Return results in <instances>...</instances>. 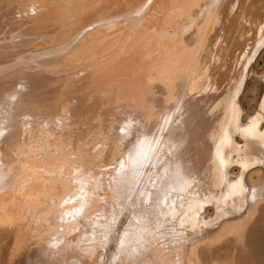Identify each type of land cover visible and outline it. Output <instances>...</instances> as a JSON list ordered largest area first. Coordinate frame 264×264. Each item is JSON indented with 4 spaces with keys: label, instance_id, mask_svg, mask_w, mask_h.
I'll return each mask as SVG.
<instances>
[{
    "label": "bare ground",
    "instance_id": "1",
    "mask_svg": "<svg viewBox=\"0 0 264 264\" xmlns=\"http://www.w3.org/2000/svg\"><path fill=\"white\" fill-rule=\"evenodd\" d=\"M69 1L70 0H68V2ZM95 1L92 0L93 3H95ZM121 1L123 0H119L120 4H117V7L115 8L112 7V10L110 9L112 6L111 4L110 7H108L111 10L109 14L114 13V9L116 8L119 9H116L117 11H120V13L122 12L120 15H124L123 17L118 15L120 21H117L113 15L110 16L114 19L102 21L101 19L104 20L106 17V19H109L110 16L108 14V16L102 17V10H100L101 14L98 18L100 21L96 23L97 29L95 28L96 30L89 34L93 35L97 32L94 35L97 36L99 40L104 38L106 41L111 38L114 39L115 35L118 38L117 40L119 41L114 44L111 43L112 41H107L108 46L110 47L109 52H112V56L117 55L116 58L113 57V61L111 60L113 65L109 62L110 59L108 61V64L113 68L111 69L112 71L106 69L104 66L106 70L103 72L102 70L104 67H101L103 63L99 65L98 63L100 62H96V65H94L95 63L91 65V62L94 61L93 60L90 62L91 64L89 63V66H91V70L88 71L89 73L85 72L79 75L75 74L79 70H75L76 72L74 71L69 74L70 76L74 74L72 77L66 76L61 78L66 79V82L63 80L65 83L62 82V84H59L57 83L59 81H57V79L60 77L56 79L54 73H61L65 70L62 71L60 66L59 68L61 71H57V68V72L53 71L55 67L54 69L28 67V70L36 72L37 75L44 80L45 85L43 88L35 90L34 94H25L21 98L23 104L9 113L8 122H10V124L1 127L2 125L0 123V139L4 136H19L23 125L22 121L34 117L37 107L43 106L49 110L46 114L49 120L52 121L53 124L59 125L61 128L58 131L56 128L51 129L53 124H50L49 128L46 130V135L49 136V134H56V136L62 137L58 139L57 142H46L48 148L45 149L44 146V148L41 147L44 149L43 151H47L48 149L47 152H53L55 150L54 147L59 148L57 153L60 150L61 152L86 150L85 152L83 151V153H85V158H90L92 155L90 150L92 149L91 147L87 149L85 146L86 143L84 144L80 138H95L97 135H100L106 137L108 140H112L111 137L113 136L110 134L111 132L108 133L105 131V126L103 125V121L106 120L107 122L124 121L125 123L123 122V126L128 132H130L129 135L132 137L130 142L128 140L129 153L121 158L118 167L128 162L129 155L133 157V153H137L136 151L138 148H141V145H146V150H151V145L159 142L162 143L160 144L161 147L163 146L168 149L171 146L170 149L172 148L173 150L169 149L170 153L173 151V153L176 152L177 155L172 156V160H169V166L163 173L158 174L155 172H149L148 174V171H145L148 174V177H146L143 182L146 186L142 187L140 193H137L139 195L142 194V196L140 195L141 199L139 198L140 200L136 202V205H133L132 201L135 198L131 199L132 205L135 206V208L134 211L132 209L133 213H131L134 215L133 217L130 216L129 220H127L128 218L125 219L126 217H123L126 214H122L123 209H125L123 208V203H125V196L127 197L128 192H126V189H128L127 187L130 186L131 182L136 185L135 182L138 181H135L136 179L133 176L128 178L129 175H127V177H125V174L115 176L116 181H113L114 183L112 182L114 184V189L116 190V193L114 194L115 212H109V214L111 213V216H108L106 213H101L100 216L103 217L102 219L95 215L94 217L96 218L94 219L92 218L93 215L90 216L89 219H92L91 232L82 231L81 239L77 240L75 243L68 238L66 239V236L73 231L81 229L79 226H81L83 222L79 216L86 208L85 201L82 197L84 195L74 194L73 198L71 197L72 199H70L67 197L62 198L63 195L61 194L59 196H62V200L58 197L57 200H61V202H58V205H56L52 200L55 198H53L51 192L50 199L53 201V206L50 205V200L48 199L50 195L48 194L49 196L46 197V193L50 192V190H48L50 184L48 186L46 184L49 181L54 183V181L49 180L44 184L45 180L43 179L46 177L44 178L45 174L43 175V172L40 174L39 168L41 166L40 164L43 163L45 166L42 167H44L43 170H46L45 173H49L47 172L48 169H54L60 174V171L62 172V170L63 172L71 169H74L75 171L76 166L74 164L76 162L67 158L61 159L56 155L52 159L46 158L47 160L42 161L33 160L37 165H40L38 168L35 163L39 171H37L36 168L34 175L31 177V181L36 187V195H38L37 193H39V190L43 188V185L47 188V190L44 188L42 190L43 192L41 191L42 193H45L44 191L46 190L44 196L45 199L43 197L44 194L40 195V193L39 196L36 197L37 200L42 196L43 201H38L43 202V205H41V203L36 206V203L31 202L35 198V194L30 201L31 203H28L29 205H33L28 208L26 206L25 208L19 207L18 209H15L13 206L2 205L0 207V224H8V226L12 225L11 228H15L18 225V220L24 215H26L25 218L33 215L32 218L34 222V219L36 221L37 217L33 214L35 213L34 211L36 210L38 212L42 207L45 209L48 205L47 210L49 209V212L47 213L46 210L45 213H47V215L42 214L44 216L41 217V219H44H39L42 221V224L45 221V224L41 225L40 228L36 227L37 230L41 229V233L38 232V235L41 234L40 238L43 240V242L39 244L40 250L36 259H34L40 264H45L47 258H50L49 255L51 256L50 253H52V255L54 254L55 251L52 252L51 248L64 250L67 248L72 249L73 246L79 248L84 246V248L82 247L80 250H92V252H90V255H92L94 252L93 249L95 247H100L101 243L106 245L102 241H106V237L108 239L112 236L111 233L113 234L117 230V232H119V230L123 231L124 234L119 239L121 240V242L119 241V246H115L117 253L113 254V264H211L208 262L211 260L212 256L211 258L209 256L207 259V257L205 258L203 255L210 254V249L213 248L212 246L215 245V243L218 241L220 242V240L223 241V238L229 239V237L237 235L240 237V234L244 232L247 223L252 217H256H254V221L264 217V199L257 198L253 193L254 189L260 187V185L264 183V178L261 179L260 183H255V181L252 182L251 178L247 179L246 177L245 187L237 189L236 180L240 177H245L244 166L240 167L239 173H234L232 172L233 170L229 171L233 166L231 165L232 162L237 160L235 157L241 155L240 152L252 151L264 156V94L259 99V110H253L254 112L246 111V107L244 108V104L242 105V93L248 80L251 78V75L257 74V72L254 71L255 68L253 69V66L256 56H259L258 53L264 46V12L258 11V16H255L253 13L248 14L247 10H252V8L250 9L251 5L252 7L256 6L261 8L259 3L262 4L264 0H254V3L252 4H249L250 0H248V4H245L246 0ZM36 2V0L0 1V31H7L14 27L17 23L15 21L17 19L14 15H17L18 17V15L24 10L28 11L27 14L29 18L22 19L21 22L23 25L30 28L29 31L32 33H37L38 31L45 32L49 27H45L44 30L43 26L46 25L48 21L51 22L52 20H55L50 16L46 19V15L44 18L46 21L43 19L44 22L42 23L40 17L34 16L33 11L38 9L36 8ZM81 2L83 1L81 0ZM96 2L101 3L100 0H97ZM72 3L74 2H71V4ZM77 3H74V5H77ZM104 4L107 3L105 2ZM66 5L69 6L70 4L68 5V3H65V8L67 7ZM82 5L87 6L86 3H82ZM82 5L79 7H83ZM89 6L91 7V5ZM89 6L84 10L85 14H83V17L80 16L82 17V22L87 25H91L92 20H94L93 13L89 12ZM77 7L78 6L75 8ZM92 7L90 9H92ZM97 7H94V9L96 10ZM99 7H101V5H99ZM108 8L105 10L106 15ZM12 10L14 11L10 12ZM82 10L83 8H81L79 12L81 13ZM116 10L115 15L119 14ZM68 11L69 10L66 12ZM70 14H72V12ZM96 14H99V12ZM80 17H77L78 20ZM58 18H60V16ZM73 18L76 22L77 18ZM96 18L97 17H95V19ZM80 20L78 22H80ZM50 22H48V26L52 27L51 25H53V23L51 24ZM95 22L96 20L93 21V23ZM49 23L51 25H49ZM54 23L56 24V22ZM70 23L72 24V21ZM59 24H61V22ZM64 25V28L67 27L66 23ZM87 25H83V28H86ZM114 25H119V27H114L115 29L111 30V27ZM74 27H76L75 23ZM70 32H67L68 34L65 33L69 35ZM87 36H84V40H80L81 42H79L77 49L73 52L76 54V57L70 59L59 58L57 55H61L66 51L65 48H69L72 44L66 42L61 45L62 47L60 46L61 49L59 50V46L53 48V44H49L52 41L49 42L48 44L52 48L49 49L53 50L55 59L53 61H48L47 63L56 66L63 65L62 68L65 66L70 67L71 64H76L77 61H80L77 60V57L81 56L82 58V55L83 57L88 54L93 55L94 51H96L97 43L99 47L101 44L98 39L96 40L94 38L96 40L94 42L97 43L96 46L94 45L95 47L92 46L95 50H92V42H87L90 38L85 41ZM108 36L111 38H107ZM117 40L115 39V41ZM103 42L106 43L105 41H102L101 43ZM7 43H9L8 47L2 44L3 47L1 48L4 49L5 46L6 48H10L17 44L16 41H8ZM45 45L50 47L47 43L43 42L40 44V49L48 51V47ZM114 47L115 50H118L115 51L113 49ZM123 50L124 53L118 52ZM108 53L106 55L109 56ZM98 55L100 56V54ZM102 56L103 55H101V57ZM104 57L107 58V56ZM103 59L105 60V58ZM85 64H87V62ZM108 64L105 65L107 66ZM86 68L84 67L83 70H86ZM88 69L90 68L88 67ZM107 70L110 72H107ZM71 71L72 70H70V72ZM80 71L79 73L83 72ZM261 73L262 74L259 75L261 77H258L264 79V74L263 72ZM65 86L67 89H64ZM64 99L73 100L74 106L69 111L66 121L59 123L56 120L60 111L59 104ZM237 132L241 134V137L244 140V143L241 145L239 144L240 142L235 141L234 138ZM50 137L52 136L50 135ZM96 139L98 138H95V140ZM1 141L2 140H0V142ZM15 141L16 139L10 142L7 140L6 142L8 143L5 142L4 148L15 145ZM114 141H112V143ZM96 142L98 141H95V143ZM99 142L101 143V140H99ZM128 142L126 145H128ZM43 143L45 144V142ZM90 144L92 143L90 142ZM110 145L105 149L109 148L110 151ZM91 146L94 147V145ZM43 151L42 153L40 151V153L45 154ZM99 151L103 153L104 148ZM152 153L153 152L149 154ZM118 154V150H113V157L117 158ZM144 154L141 158V155H135L136 159L133 160L134 165L133 161H131L133 167L141 162ZM154 156L155 158L157 157L156 155ZM83 160L85 161V159ZM143 161L144 159L142 162ZM142 162L141 164H144ZM154 164L155 162L152 165L154 166ZM166 166L167 165H165V167ZM179 166L183 168V170L175 176L173 170ZM136 168L138 169L139 167ZM152 169H150V171H152ZM72 170L70 173L74 172H72ZM158 172H160V170ZM62 173L60 175H62ZM133 173L134 170L132 175ZM60 175H58L59 178ZM70 175H67L68 178L66 179L68 181L70 180ZM136 176H138V174ZM47 179L48 178H46V181ZM76 179H78L77 181H79L80 184V177H75V181ZM41 180L44 181L42 187H40ZM129 181L131 182L128 183ZM5 183L0 186V199H7L6 196H1L2 193H4V195H9L11 192V182L6 180ZM54 185L51 186L52 190L54 189ZM75 185L76 183L74 186ZM137 185L136 189L138 188ZM169 185H180L181 187L179 188H181L183 192L186 194H192L191 197L193 198L191 200L189 199L191 203L189 204L191 206L188 208L187 216L186 210L185 214L184 210H182V197H180L178 191V193H175L174 190L172 192L171 187V191L170 189H167ZM131 187L133 186H130V188ZM73 188L74 187L71 189ZM123 188L126 193L122 191ZM68 189H70V187H68ZM133 189L134 187L132 190ZM8 190L10 191L7 193ZM137 190L139 191V189ZM195 190L196 197L194 196ZM65 192L67 191H64L63 194L66 196ZM130 193L131 192L129 191V195ZM144 193H146V195L143 197ZM35 201L33 200V202ZM138 203H140V205H138ZM54 204L56 207H54ZM184 204L185 201L183 205ZM209 204H212L215 207V212L211 213L207 211L208 209L206 210L205 207ZM34 205L37 208L35 210L33 209V207H35ZM39 205L40 209L38 210ZM30 208L34 210H31L33 213L29 212ZM128 208H130V206ZM41 211L39 214H41ZM129 211L123 213H129ZM113 213H115L114 215L116 216V219L112 221L109 217L112 218ZM181 216L185 217L184 219L182 218V221L180 219ZM72 220H75L74 222L76 223H73V225L71 223V226L69 224L68 227L63 226L64 222L66 223L67 221L69 222ZM254 221L252 222L254 223ZM62 222L63 225L61 224L62 226H58V224L60 225ZM39 223L41 224V222ZM52 223H55L54 226ZM169 223H171L170 227L173 228L175 232L174 235L172 231L174 235H172V237L169 236L171 233H167V236L171 238V242H166L168 238L167 240L165 239L166 241L164 242L163 239L166 235H163V239L161 238L163 242H158L160 235L158 238L156 236L163 230L160 229L164 227L165 231H167L168 229L166 230V225ZM51 224L53 228L49 227ZM174 224L180 225L182 228L178 230L177 233L175 227L178 226H175ZM47 225H49L48 227L50 228L48 229L49 232H46L45 226ZM219 225L220 227L217 230L213 229V226L216 227ZM249 226L251 227V225ZM167 227L169 228V226ZM37 230H34V232L37 233ZM191 230H193L192 232L195 231V236L189 238V242L187 238L189 235L186 237L184 233L187 231L190 232ZM157 231L160 233H157ZM181 233H183L182 236H179ZM148 237L150 240L153 239V243H158L156 245L152 244L151 246L147 245L148 253L144 251L147 255L141 258L139 253L142 254L143 250L146 249H143L142 246L145 247L147 240H149ZM85 241H88L89 243H86ZM128 243H133V245L137 244L135 245V249L137 250L132 251V247L131 251L128 252L126 247L130 248L129 246H132V244L130 245ZM169 243L172 245L170 246ZM148 244H150V241ZM188 244L189 246H187ZM137 246L140 248L138 249ZM141 247L143 250L140 251ZM101 249L103 248L101 247ZM79 260V264H82V259L79 258ZM102 260L103 259H101V261ZM29 261L30 258L28 263ZM101 261H99V263ZM53 263L54 262L51 264Z\"/></svg>",
    "mask_w": 264,
    "mask_h": 264
},
{
    "label": "rangeland",
    "instance_id": "2",
    "mask_svg": "<svg viewBox=\"0 0 264 264\" xmlns=\"http://www.w3.org/2000/svg\"><path fill=\"white\" fill-rule=\"evenodd\" d=\"M0 1L3 2L5 0H0ZM36 1H37L36 2V8H38V9L33 11L34 16L40 17L42 19V23L44 21H46L44 19L46 15H47L46 19L48 16H50L51 18L53 17L52 19L55 20V21L52 20L51 22L48 21L51 24L53 23V25H51L49 23V25H51L52 27L48 26V22L46 25L43 26L44 30H45V27H49L48 29H46L47 32L46 31L45 32L38 31L37 33L30 32L29 31L30 28L25 27L23 25V23L21 22L22 19H24V18L28 19L29 18L28 14H27L28 11H24V10L18 15L19 18L17 17V15H14L17 19V20H15L17 23L14 27H12L11 29H9L7 31H0V123L2 125L1 127H4L5 125L10 124V122H8L9 121L8 120L9 113L11 111L15 110L18 106H21L23 104V102L21 101V98L25 94H29V93L34 94L35 90H37L39 88H43V86L45 85L44 80L41 77H39L36 72L28 70L27 69L28 67H31V68L40 67L42 69H49V68L54 69V67H55V69L53 70L54 72L61 71V69L63 71L65 69L61 73L57 72L59 74L54 73L56 76V77L55 76L54 77L56 79L60 77L59 79H57V81L59 80L57 83L62 84L63 80L66 82V79H61V78H64L66 76H70L69 74L73 73L75 70L76 71L81 70L80 72L83 71L82 73H79V71L77 73H75V74H79V75L90 71L91 66H89V63L93 60L94 61L91 62L92 64L90 63L91 65H93V63H95L94 65H96L97 64L96 62H100L98 64L101 65L103 63L102 64L103 66L101 65L102 68L105 66L106 69H110V70L113 69V68H111L110 64H108V61L110 59L109 62L112 63V65H113V62H111V60L113 61L114 60L113 57L116 58V56H117V55L112 56V52H109L110 47L108 46V43H107V41H109V42L112 41L111 43H113V44L118 42L119 40H117L118 38L116 37V35L114 36V39H112L110 36H108L107 38L110 37L111 39L110 40L108 39L106 41L104 38H103L104 40L103 39L99 40L97 38V36L94 35L97 32L94 33L93 35H89V34L93 33V31H95L97 29L96 23L98 21H100V20H98L99 15L102 13V15H101L102 17L108 16V14L112 10V7L115 8V7H117V4L118 5L120 4L119 0H117V1L111 0V2H110V0H100L101 3H97L96 2L97 0L96 1L93 0V1H95V3H93L92 0L91 1L90 0H88V1L82 0L83 2H81V0H72V1L70 0L71 2H74V3L78 2L77 5H74V3L71 4L70 1H69L70 2L69 3L68 0L67 1L66 0H49V1L48 0H36ZM123 1H121V2H123ZM105 2L109 6L107 4H104ZM115 2H116V4H115ZM247 2H248V0L245 1V4H248ZM65 3H68V5L70 4L69 6L66 5L68 7V8L66 7L67 9L64 6ZM82 3L83 4L86 3L87 6H89V5H91V7L93 6L92 9H90L91 8L90 6L88 9L90 10L89 11L90 13H93V19L96 20L95 23H93L94 20H92L91 25L90 24L87 25V24H84V22H82L83 14H85L84 10L87 9L86 8L87 6L85 5L86 6L85 7L84 5H82ZM252 3H254V0H250L249 4H252ZM110 4L112 5L111 7H110ZM81 5L83 6V7H81V8H83V10L80 13L79 11L81 10V8L79 6H81ZM99 5H101V7H99ZM259 5H261V8L256 7V6L252 7V5H251L250 9L252 8V10H247L248 14L253 13L255 16H258V14H257L258 11L264 12V2L262 4L259 3ZM76 6H78V7L75 8ZM69 7L71 10L69 9ZM94 7H97L96 10L94 9ZM108 7H110L111 10ZM107 8H108V10H107V15H106L105 10ZM97 9H98V11H97ZM116 9H114V13L109 14V16L113 15L114 18L117 19V21H120V18L118 17V15L122 16V17L124 15H120V14H122V12L120 13V11H117L119 9H117V10ZM67 10H69L70 13L72 12V14H70L69 11L66 12ZM100 10H102L101 13H100ZM115 10L117 12H119V14L115 15ZM13 11L14 10H12L10 12H13ZM98 12H99V14H96ZM55 15H57L58 17L60 16V18H58ZM74 15H76V16H74ZM14 16H13V18L15 19ZM80 16H82V17H80ZM115 16L118 17L119 19L116 18ZM73 17H75V18L80 17V19H81V20L79 19L80 22H78L79 21L78 18L76 19L77 21L75 22V19ZM95 17H97V18L95 19ZM106 18L104 20L103 19H101V20L107 21V20L114 19L112 16H110V18L108 17L109 19H106ZM43 19H44V21H43ZM59 19L62 21H60ZM59 21L61 22V24H59L60 23ZM71 21H72V24L70 23ZM18 22H21V23H18ZM54 22H56V24ZM65 23H66L67 27L64 28ZM74 23L76 24V27H74ZM54 24H55V26H54ZM123 24H124V22H123ZM83 25H85V26L87 25V27L83 28ZM89 25H90V27H89ZM53 26H54V28H53ZM80 27H81V30H80ZM114 27L118 28L119 25L112 26L111 30L115 29ZM50 28H52V29H50ZM88 29L89 30L92 29V30L89 31ZM79 30H80V32H79ZM65 32L66 33L70 32V34L67 35L68 33L66 34ZM78 32H79V34H78ZM84 32H87V33H84ZM62 36H63V38H62ZM84 36H87L85 38V41L89 40L88 38H90V40L87 42L88 43L92 42L91 47L94 45L96 46L97 42L95 43L94 41H96L97 39L100 41V44L102 45L101 46L99 44L100 45V47H99L98 43H97L96 51H94L93 55L88 54V55H84V57L82 55V58H84V59H82L81 56L77 57V60H80L81 62L77 61L76 64H71V66H70L71 68L66 67V66L62 68L63 65L62 66L61 65L56 66V65H51L50 63H47L48 61H53L55 59V54L53 53V50H51L52 49L50 46L51 44H53L52 45L53 48L59 46L58 47L59 50L62 47L61 45H63L66 42H69V44H72V45H70L69 48H65L66 51L63 52L61 55H57L59 58L70 59L72 57H76V54L73 52L77 49L79 42L84 40L83 39ZM91 36H92V38H91ZM59 37H60V39H59ZM115 39L117 41H115ZM8 41H16L17 44L13 47L6 48V46L8 47V45H9V43H7ZM102 41H105L106 43L103 42L104 43L103 44V43H101ZM43 42L47 43V45L50 44L49 45L50 47L45 45L46 47H48V51H45V49L44 50L40 49V44H42ZM49 42H51V43H49ZM93 42H94V44H93ZM2 44L6 45L4 49L1 48V47H3ZM49 48H51V49H49ZM113 49L115 50V47ZM3 50H6V51H3ZM92 50H95V48L93 49V47H92ZM116 50H118V49H116ZM4 52H6V53H4ZM118 52L124 53V50L118 51ZM95 53H97V54H95ZM107 53L109 54V56L106 55ZM259 53H258L259 56L258 57L256 56V59H255V63H254L255 67L253 66V69L255 68L254 71H256L257 74L251 75V78L248 80V82L244 88V91L242 93V102H243L242 105L244 104L243 105L244 108L246 107L245 110L250 111V112H254V111L259 110V108H260L259 99L264 94V92H263L264 91V79L259 78V77H261V76H259L260 74H262L261 72H263V74H264V46ZM98 54H100V56ZM101 55H103L102 57L105 58V60L101 57ZM85 56H86V58H85ZM104 56H107V58ZM111 56H112V58H111ZM86 62L88 64V66H87V64H85ZM105 64H108L110 67L108 65L106 66ZM85 65L87 66V68ZM59 66L61 67V69L59 68ZM84 67L86 68V70H83ZM88 67L90 69H88ZM105 67L102 70L103 72L106 70ZM56 69H57V71H56ZM70 70H72V71L70 72ZM107 72H110V71L107 70ZM73 75H71L70 77H72ZM65 82H63V83H65ZM64 89H67V87L65 86ZM73 106H74L73 100H71V99L62 100L59 104L60 111L58 113L56 120L59 123L65 122L66 118L69 115V111L72 109ZM47 111H49V110H47V108H45L43 106H38L36 111H35L34 117L24 119L22 121L23 125H22L21 133L19 136H14V137L4 136V137H1V139H0V140H2L1 141L2 143L0 142L1 143L0 144V168H1L0 170H2V171H0V186H2L6 182V180H9V182H11L10 194L9 195L8 194L4 195V193L1 194V196H6L7 199L6 198L0 199V207L2 205H4V206L8 205V206H13V208H15V209H18L19 207L25 208L26 206L28 208L29 206L33 205V204L29 205L31 202L36 203L35 204L36 206L38 204H41V203H42L41 205H43V202H39V201H43L42 196L40 197V199L36 200V197L39 196V193H40V195L44 194L43 197L45 196L47 188H46V186H44L42 184L44 182L43 180H45L44 184H46L49 180L54 181V183L53 182L51 183V181H49L46 184L47 186L50 184V186L48 187L49 188L48 190H50V192L46 193L47 194L46 197H48L52 192V194H53L52 196H53V198H55L52 200L55 202L56 205H58L57 204L58 202L59 203L61 202L62 198L67 197V198L72 199L74 194L75 195L76 194H81V195L83 194L84 196H82V197L85 201V207L86 208H85V211L83 213H81L79 216V218L83 222L82 223L83 226L82 225L79 226V228H81V229L73 231L66 236V239L68 238V239L72 240V242L81 239V237H82L81 232L82 231H88L89 232L90 230H92L91 229L92 219L91 218L89 219L90 216L93 215L92 216L93 219L96 218V217H94V215L102 219L103 217L100 216L101 213H106L108 216H111V213L109 214V212H112V211L115 212V210H114V207H115L114 194L116 193L115 192L116 190L114 189V184H113L116 181L115 176H118V175L120 176L121 174H123V175L125 174L124 175L125 177H127V175H129L128 178L129 177L131 178V176H133V177H135L136 180L134 178L133 179L135 181H138V182H135V184L136 185L138 184L137 189H139V191L136 189V185H134V183H132L131 181H129L128 183L131 182L130 186H133L134 189L132 190L133 187L130 188V186H128V187L126 186L128 188V189H126V192L128 191L127 197L129 195V191L131 193H130L128 198L125 196V200H124L125 203H123V208H125V209H123V212L129 211V210L130 211H129V213H123L122 212V214H124V215L126 214L123 217L124 218L126 217L125 219L128 218L127 220H129L130 216L133 217V215H134V214L132 215L134 208H135V206H133V205H136V202L141 199L140 195L142 196V194L139 195L137 193H140V191H142V187L146 186V184L143 182L145 181L146 177H148L149 172L150 173L155 172L158 174L163 173L164 170H166V168L169 166V164H170L169 160L170 161L172 160V158H173L172 156L177 155V153L176 152L173 153V151H171L172 154L170 153L169 149L171 146L167 149V148H164L163 146L161 147L160 144H162V143H159V142L151 145L152 146L151 150H146L147 146L141 145L140 146L141 148H138V150L136 151L137 153H133L134 158L131 157V155H129L128 162H126V163H124V165L122 164L120 167H118L119 162L121 161V158L125 157L129 153V142L132 139V137H130V135H129L130 132H128V130L126 128H124V126H123V124L125 123L124 121H122V122L121 121H116V122H114V121L109 122L108 121L107 122L106 120L103 121L104 123L103 122L102 123L105 126L104 127L105 131H107L108 133L111 132L110 134H112V136H113V137H111L112 140L111 139L108 140L106 137H103L100 135H97L95 137V138H98L96 140L93 137H85V138L81 137L80 138V139H82L81 141L84 142V144L86 143L85 146L87 149H89L91 147L92 150H90L91 151L90 153L92 155L91 156L89 155L90 158L89 157L85 158V153H83L84 150H78V151L75 150V151H70V152H66V151L61 152V150H60L57 153V150H59V148L54 147L55 150L54 151L52 150L53 152H47L48 149H47V151H43L44 149H42L41 147L44 146L45 149L48 148V144L46 142L51 143V141H52V143H53L54 141L57 142L58 139L62 138V137L56 136V134H53L54 136L52 134H49V133H48L49 136L46 135V133H47L46 130L49 128V125L53 124V122L50 121L48 116L46 115ZM244 119H245V117H244ZM112 126H113V128H112ZM55 128L57 129V131L61 129L59 125L53 124L51 129H55ZM121 129H123V131H121ZM102 130H103V128H102ZM263 131H264V128H263ZM50 135L52 137H50ZM99 136H100V138H99ZM234 138H235V141L240 142L239 143L240 145L244 143V140L241 137L240 133L237 132L235 134ZM15 139H16L15 145L8 146V147L4 148L5 142L7 140H8V142H10V141H14ZM99 140H101V143L99 142ZM128 140H129V142H128ZM95 141H98V142H96L97 144L95 143ZM112 141H114V142L112 143ZM8 142H6V143H8ZM43 142H45V144ZM90 142L92 144H90ZM109 142L111 145L109 144ZM122 142H123V145H122ZM127 142H128V145H126ZM41 143H42V145H41ZM87 145H88V147H87ZM91 145H94V147ZM109 145L111 148L110 149L111 152L109 151V148L105 149ZM158 147H159V150H158ZM103 148H104V152L102 153L99 150H101ZM40 149H42V150H40ZM113 150L119 151L117 158L112 156ZM156 150H157V152H156ZM170 150H173V149L171 148ZM40 151H41V153L43 151V153H45V154H41ZM95 152H96V154H95ZM106 152L108 153V155ZM144 152H145V154L146 153H148V154H146V156H145ZM151 152H153V153L149 154ZM88 153H86V154H88ZM104 153H106V154H104ZM157 153H158V155H157ZM143 154H144V156H143L144 161L142 162V160H143L142 159L141 162L144 164H141V162H140L139 164H137V166L135 165L133 167V165H134L133 160L136 159L135 155L136 156L141 155L140 156V158H141ZM240 154L241 155L235 157V159H237V160L232 162L231 165H233V166L229 170V171L233 170L232 172H234V173H239L240 167L244 166L245 177H242V178L240 177L239 179L236 180L237 189H241V188L245 187L246 177H247V179L251 178L252 182L255 181V183H260L261 179L264 178V156L262 154H257V153H254L252 151L240 152ZM39 155H42V156H39ZM55 155L61 159L67 158V159L74 160L76 162L74 164L76 166L75 171H74V169L73 170L71 169L72 172L73 171L74 172L70 173L71 170H68L69 172L68 171L63 172V170H62V172L64 174L60 171V174L62 173V175H60L59 172H57V170H54V169L49 170L48 169L47 172H49V173H45L46 170L45 169L43 170L44 167H42V166H45L43 163H41L40 164L41 166H40L39 164L37 165L36 162H33V160H39V161L41 160L42 161V160L52 159V158H54ZM154 155H156L157 157L155 158ZM96 156L97 157L99 156V157L97 158ZM151 156H152V158H151ZM80 158H81V160H80ZM104 158H105V160H104ZM115 158H116V161H115ZM145 158H146V160H145ZM83 159H85V161ZM149 160H150V163H149ZM167 160H168V162H167ZM80 161H82V162H80ZM131 161H133V165L131 164L132 163ZM32 162H33V164H32ZM151 162H152V164L155 162L156 165L154 164V166H153L151 164ZM157 162H159V163H157ZM162 162H163V164H162ZM35 163H36L38 168L40 166V168L42 169L41 170L39 168L40 174H42L41 172H43V175L45 174L44 178L45 177L48 178L47 181H46V178L41 180V182H40L41 186L40 187H42V185H43V188H41L39 190V193H37L38 195H36V187L31 181V177L34 175V172L36 171L35 169L37 168ZM34 165H35V168H34ZM147 165H148V167H147ZM165 165H167V166L165 167ZM130 166H131V168H130ZM136 167H139V168L137 169ZM140 167H142V168H140ZM152 167H153V169H152ZM38 168H37V171H39ZM76 168H77V171H76ZM135 169H137V170H135ZM139 169L141 172L139 171ZM142 169L144 170V172ZM150 169H152V171H150ZM154 169H156V170H154ZM126 170H127V172H126ZM133 170H134V173L132 175ZM159 170H160V172H158ZM181 170H183V168H181L180 166L178 168H174V170H173L174 175L177 176L178 173H181ZM55 171H56V173H55ZM145 171H148V174ZM229 171L227 169L228 175H229ZM77 172H78V174H77ZM129 172H130V174H129ZM57 173H58V175H60V178L57 175ZM70 174H72V175H70ZM137 174H138V176H136ZM142 174H144V175H142ZM67 175H70L69 181L66 179V178H68ZM140 175H141V177H140ZM170 176H171V174H170ZM75 177H78V178L80 177V181H81L80 184H79V181H77L78 179H76L77 182L75 181ZM140 179H141V181H140ZM75 183H76V185L78 183L79 186L78 185L74 186ZM52 185H54L53 190L51 188ZM139 186L141 187V190H140ZM175 186L169 185L167 189H170V187H171L172 192H173V190L175 191V193L179 192L180 197H182L181 198L182 199V201H181L182 205L181 206L183 208L182 210H184V214H185V210L187 212L188 208H190V206H191L190 200L193 198V197H191L192 194H188V193L186 194L185 192H183V190L181 188H179V187H181L180 185L179 186L175 185ZM8 187H10V186H8ZM68 187H70V189H68ZM72 187H74V188L71 189ZM44 188L46 189L44 191L45 193H42L43 192L42 190ZM123 189H122V191L125 192V189L124 190ZM171 189H170V191H171ZM135 190H136V192H135ZM9 191L10 190H8L7 193ZM64 191L68 192V194H67V192H65L66 196L63 194ZM133 191H134V193H133ZM195 193H196V190L194 191V196L196 197ZM253 193L257 196V198L259 197V198L264 199V183L261 184L260 187L254 189ZM61 194L63 195V197L61 196L62 198L59 196ZM131 194H132V196H131ZM33 195L35 197L34 199H33ZM144 195H146V193L143 194V197H144ZM136 196H137V198H136ZM58 197H60L59 198V199H61L60 201L57 200ZM50 198H51V195L48 197V199L50 200L49 201L50 205H52L53 201ZM32 199L34 201L35 200L36 201L33 202ZM44 199H45V197H44ZM131 199H134V200H132L133 205H132ZM188 200H189V202H188ZM51 201H52V203H51ZM129 201L131 202V204ZM184 201H185V204L183 205ZM55 204H54V207H56ZM110 204H112V205H110ZM138 205H140V203H138ZM36 206L33 207L34 210L37 209ZM127 206L128 207L130 206L131 209L128 208ZM47 207H48V205L45 207V209H43V207L40 209V205H39L38 210L39 209L40 210L38 212L36 210L34 211L32 208L29 209L30 213L32 211H34L35 213H33V212L32 213L35 215V217L37 216L36 221L34 219V222H33V218H32L33 215H31V217L28 216L29 217V219H28V217L25 218L26 215H24V212H23L24 216H22L20 218V220H18V225L15 228H11L12 225L8 226V224H0V264H32V263L36 264L37 263L34 259H36L37 252L40 250L39 244H41L43 242V240L40 238L41 234L38 235V232H40L41 229L37 230L36 227L40 228L41 225L45 224V221L42 224V221H40L39 219H41L42 216L47 215V213L49 212L48 211L49 209L47 210ZM49 207H51V206H49ZM205 208H206V210L208 209L207 211H209L211 213L215 212V207L212 204L206 205ZM50 209H52V208H50ZM132 209H133V211H132ZM46 210H47V213H45ZM40 211H41V214H39ZM42 214H44V215H42ZM114 214L115 213H113V215ZM187 214H188V212L186 213V216H187ZM113 215H112V218L109 217V219H111L112 221L114 219H116V216L114 215L115 216L114 217ZM254 217H252L250 219V221L247 223L246 228L243 232L244 234L243 233L240 234V237H239V235L234 236V237H229V239L221 237V238H223V241L222 240H220V242L218 241L217 243H215V245L212 246L213 248L210 249L211 255L210 254L203 255V256H205V258L207 257V259L209 256H210V258L212 256L211 260L208 263H211V264H264V217H262L261 219L256 220V221H254L256 218V217L255 218ZM24 218H25V220H24ZM37 218L39 221L37 220ZM182 218L184 219L185 217L181 216V218H180L181 221H182ZM30 219H32V220H30ZM43 219H41V220H43ZM21 220H23V221H21ZM30 221H32V222H30ZM74 221L72 220L69 222L67 221L66 223L64 222V225L62 222V223H60V225L58 224V226L63 225V226L68 227L69 224L71 226V223H72V225H73V223H76ZM252 221H254V223ZM39 222H41V224ZM46 223H48V222H46ZM52 224L54 226L55 223H52ZM52 224H51V226H49V225L45 226L46 232H49L48 229L53 228ZM174 225L178 226V227H175L176 233L178 230L182 229L180 227V225H176V224H174ZM249 225H251V227ZM167 226H169V228ZM170 226H171V223L166 225V230L168 229L167 231H165L164 227L161 228L160 230L163 229L161 231L162 234L159 232L160 230L157 231V233H160L156 236L158 238L160 235V237L158 238V242L159 241L163 242V240L165 242L167 240V238H168V240L166 242H171L170 237H172L173 233L175 235V232H174L173 228H171ZM247 226H249V227H247ZM219 227H220V225L216 226V227L213 226V229L217 230ZM170 229H171V232H170ZM34 230L35 231L37 230V233L34 232ZM172 231H173V233H172ZM192 231L193 230H191L190 232L187 231L186 233H184L186 237L189 235L187 237L189 242H190L189 238H191L192 236L193 237L195 236V231L194 232H192ZM116 232L113 234L111 233L112 236H110L108 239L106 237V241L109 243H107L105 240L102 241L107 246L104 245L103 243H101V246L98 247L99 249L97 247H95L93 249L94 255L92 257L90 256V252H92V250H88V251L87 250L85 251V249H84V251L80 250V248L82 249V247L84 248V246H82L80 248L73 246L72 249L67 248L64 250H61L59 248L58 249L51 248L52 252L53 251H55V252L53 255H52V253H50L51 256L49 255L50 258H47V261L45 262V264H51L52 262H54L56 264H59V262H60V264H63V263L64 264L65 263H69V264L70 263L71 264L78 263L79 264L80 260L78 258H81L84 264H95L97 262H98L97 264H101L102 261H103L102 264H113L114 263L113 254L117 253L116 247L119 246V241L121 242V240H119V239L124 234L123 231H120V230H119V232H117L118 234ZM167 233H171V234H169L170 237L167 236L168 235ZM182 234L183 233H181L179 236H182ZM163 235L164 236L166 235L164 237V239L162 238ZM157 238H156V240H157ZM21 239H22V241L20 242ZM148 239H149V237H148ZM58 240H59V237H58ZM110 240H112V241H110ZM15 241L19 242L20 244L17 245ZM122 241H123V239H122ZM149 241H150V244H148ZM152 241H153V239L152 240L149 239V240H147L145 247L142 246L143 249L146 248L145 250H143L141 247L140 251L143 250L142 254L139 253V256H141V258H143L147 255L144 252V251L147 252V247H148L147 245L151 246L152 244L156 245L158 243V242L153 243ZM85 242L87 243L88 241H85ZM89 242H90V240H89ZM109 244H110V247H109ZM128 244H130V245L132 244V246H129L130 248L126 247V249H128L127 250L128 252L131 251L132 247H133L132 251L137 250V249H135V245H137V244H135V245H133V243H128ZM113 245H114V247H113ZM171 245L172 244H170V246ZM104 246H106V247H104ZM187 246H189V244ZM101 247L103 249H101ZM137 248L139 249L140 247L137 246ZM114 249H115V251H114ZM202 249H204V248H202ZM204 250H206V249H204ZM56 251H57V254H56ZM140 251H138V252H140ZM110 256H112L111 259H110ZM76 257H78V258H76ZM29 258H30V261L28 263ZM72 259H74V260H72ZM101 259H103V260L101 261ZM207 259H205V260H207ZM32 260L35 262H33ZM99 261H101V262L99 263Z\"/></svg>",
    "mask_w": 264,
    "mask_h": 264
},
{
    "label": "crops",
    "instance_id": "3",
    "mask_svg": "<svg viewBox=\"0 0 264 264\" xmlns=\"http://www.w3.org/2000/svg\"><path fill=\"white\" fill-rule=\"evenodd\" d=\"M40 237V236H39ZM22 241V239L20 240V242ZM16 242V244L17 245H19L20 243L19 242H17V241H15ZM74 243L76 242V241H73ZM73 248V247H72ZM39 252V251H38ZM38 252H37V255H38ZM94 254H92V255H90L91 257L93 256ZM78 258V257H77ZM112 258V256H110V259ZM79 259V258H78ZM82 264H84V263H82ZM95 264H97V263H95Z\"/></svg>",
    "mask_w": 264,
    "mask_h": 264
},
{
    "label": "snow or ice",
    "instance_id": "4",
    "mask_svg": "<svg viewBox=\"0 0 264 264\" xmlns=\"http://www.w3.org/2000/svg\"><path fill=\"white\" fill-rule=\"evenodd\" d=\"M121 131H123V129H121Z\"/></svg>",
    "mask_w": 264,
    "mask_h": 264
}]
</instances>
